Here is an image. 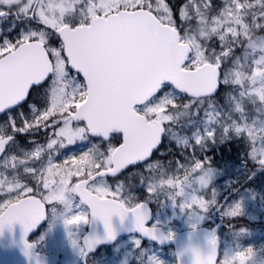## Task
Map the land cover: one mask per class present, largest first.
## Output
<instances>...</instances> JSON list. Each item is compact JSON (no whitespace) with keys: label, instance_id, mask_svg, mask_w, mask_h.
Returning <instances> with one entry per match:
<instances>
[{"label":"trees","instance_id":"1","mask_svg":"<svg viewBox=\"0 0 264 264\" xmlns=\"http://www.w3.org/2000/svg\"><path fill=\"white\" fill-rule=\"evenodd\" d=\"M140 4L156 15H161V11L155 8L157 0H142ZM164 6L169 15L167 22L174 25L181 38L192 46L188 61L191 62L198 53L204 56L203 61H196L192 67L198 62L216 64L220 61L222 81L213 96L191 98L180 93V97L176 99L180 112L164 122L166 130L160 146L142 167L126 171L121 184L129 187V190L120 193L130 206L140 201L148 202L153 213L152 222H155L160 214H167L165 208L167 209L169 199L166 191L160 187H155L149 193L148 185L154 184L159 177L173 178L176 174L175 166L179 163L189 167L192 163L202 161L205 166L216 168L219 176L212 185L213 193L207 191L201 196L207 214L196 226H206L220 236L217 264H221L227 247L233 249L249 239L248 236H241L243 231L250 236L257 231L264 233V164L260 163L261 159L257 154L253 155L259 138L249 128L254 119L260 118V111H257L260 100L252 98L250 101L248 92V88L258 78L253 59L258 56L257 51H264L248 46L250 42L257 46L264 44V0H164ZM3 8L6 9L0 17V39L10 35L17 40L29 26L24 24L22 18L17 22L14 20L16 6ZM216 23L221 25L212 28ZM34 27L37 32L45 30L47 39H55L50 28L40 24ZM43 87H36L29 99L36 98ZM43 89L47 90L48 86ZM45 90H42V97L48 99L49 93L47 96ZM157 99L158 97H153L142 106L151 105ZM12 113L15 114L16 110H12ZM7 114L5 112L2 116ZM0 123L3 133L10 132L4 127L7 124L6 118L1 120L0 116ZM206 124L210 125L212 136L206 131ZM196 131L203 135L199 143L185 145L181 142L183 134ZM131 172L132 176H127ZM240 196H249L247 201L251 209L254 207L259 210L257 216L250 217L246 212L232 216L225 212L229 203ZM157 224L165 229L162 222ZM142 243L147 248H162L170 252L173 264H176L171 246L163 248L143 239ZM259 251L260 264H264L261 259L264 257V247ZM143 262L148 264L146 254Z\"/></svg>","mask_w":264,"mask_h":264},{"label":"snow or ice","instance_id":"2","mask_svg":"<svg viewBox=\"0 0 264 264\" xmlns=\"http://www.w3.org/2000/svg\"><path fill=\"white\" fill-rule=\"evenodd\" d=\"M83 2V0H81ZM142 5L137 0H87L85 9H81L80 20L72 23V27L77 29L76 42L83 49V58L85 62L95 60L92 64L94 70L98 71L100 80V91L96 95H90L86 92L88 87L89 77L81 67L76 64L67 63L71 60L69 50L67 47V40L65 35L55 27H49L51 32L55 35V39H47L44 32H33L30 36L24 37L27 39L34 48L39 49L41 45L45 46L48 59L54 62V69L49 72L43 80L34 79L32 74L25 72L21 67L22 57L20 54H12V44L19 46L21 43L20 38L15 41H0V112L22 102L32 94L34 89L48 83L49 79L54 77L57 71H62L65 67L70 68L74 73H77L80 79L84 81L83 88H77L72 94V103L69 105L68 111L53 113L51 105L48 108L39 109L35 106L32 107V120L35 122V127H41L40 120L44 121L42 129L49 130L51 148L57 143L58 140L64 145H70L78 141L86 140L88 137H98L99 140L106 144H110L114 135L120 138L117 140L114 147H110L107 152V159L95 167L98 169V175L101 176H115L122 174L125 170H130L133 167H142L144 162L148 160L152 152H154L153 145L156 144L158 138L162 139L161 123L167 122L169 117L164 115L159 117L161 112H167L166 105L175 107V101L169 99L165 90L170 87L176 86V72L179 69H190L195 65L196 60L191 62L181 54L176 61L177 68L175 70L168 69L163 65L156 66L152 69L151 73L146 77L144 86L132 94L127 99V107L130 110H136L140 104H147L153 97H159L156 103L146 109L149 115L157 117L153 120L152 125L146 132V142L142 149L135 151L133 154L125 152L130 147L129 138L126 137V130L118 126H98L96 119L105 120L107 114L98 113V107L104 102V77L107 73L118 72L120 69L137 62L142 57L146 56L149 51L150 40L144 34L143 29L146 26V12L141 11ZM28 11H31L29 8ZM98 17V19H94ZM80 23L91 25V28L86 31H80ZM33 42H38L33 44ZM9 49V51H3ZM186 51V50H185ZM7 56V59L4 57ZM59 57L60 59H58ZM63 61V62H62ZM46 70V69H45ZM42 75V72L40 73ZM55 82V81H53ZM12 89V95L4 99L2 93ZM182 90V89H177ZM90 96V98H89ZM81 105L84 107L81 108ZM56 115L59 118L53 119ZM23 127L17 126L14 117L8 119L9 126L17 133H25L28 131V117L20 113ZM82 122V123H81ZM78 125V127H73ZM239 131V129L237 130ZM212 136V133H209ZM54 137V138H53ZM14 139V137L12 138ZM11 142V139L8 143ZM199 143V140L197 141ZM0 146L6 145L0 141ZM123 146V147H121ZM87 148L85 155L80 157L81 162L91 163L94 160V149ZM119 149V151H117ZM151 150V151H150ZM0 155H3L0 152ZM255 155V153H253ZM67 162V160L65 161ZM72 163L76 164L75 155L73 156ZM264 164V160L260 161ZM195 167L199 169L201 163L197 162ZM95 179V176L91 177ZM90 181H85L81 186L83 195L82 203H88L92 206L91 222L95 223L96 220H102L105 225L106 234L103 237L89 236L85 240L86 247H81L80 242L75 238L76 233L72 231L74 222L79 221L81 224L88 220L83 213L74 215L71 219H65V226L69 229V236L72 238L74 247H80L82 255H87V252L93 251L95 247L103 241H111L116 238V230L112 225V217L119 215L121 220L127 218L129 214H133L135 218L134 226L143 235L153 239H159L163 242L164 237L156 235V228L153 224H149L151 219L150 209L147 207V202H138L133 207H125L123 204L118 203L115 199L99 202L98 200H88L87 193L83 191ZM99 193L105 196H113L114 193L110 188L98 187L96 189ZM147 191L151 193L153 187L147 186ZM37 193L33 190V195ZM200 207H204L203 201H196ZM3 218H0V234H3L5 228L14 226L17 222L23 225V239L22 244L24 252L29 257L31 250L35 247V242L29 241L27 236L29 232L35 229L44 219V212L40 203L35 200L28 204H21L19 207L5 206L3 209ZM241 211V203H236L231 209L230 215L236 216ZM203 219V217H201ZM157 223H159L157 221ZM193 229L196 225H192ZM171 234L168 238H173ZM44 237L41 236L40 239ZM218 237L213 235L210 238V244L213 245V252L207 257H204L201 252L195 247L189 250L193 252V264H217L215 245ZM142 241L136 240L137 246H140ZM154 264H164L162 260L152 257ZM221 264H224L222 261Z\"/></svg>","mask_w":264,"mask_h":264},{"label":"water","instance_id":"3","mask_svg":"<svg viewBox=\"0 0 264 264\" xmlns=\"http://www.w3.org/2000/svg\"><path fill=\"white\" fill-rule=\"evenodd\" d=\"M36 5L37 2H35L33 6L32 15L34 14ZM141 11L146 12L147 14L145 17L146 26L144 27L143 32L149 37L150 40L149 51L146 56L142 57L137 62L120 69L118 72L107 73L105 75L103 89L105 99L104 102L98 107L97 111L98 113L107 114L108 118L102 121L96 119L98 126H118L123 127L126 130V137H128L130 141V147L125 150V152L128 154H133L135 151L144 147L147 139L146 132L152 125L153 120L156 118H154L152 121H149L147 116L143 113H140L137 109L130 110L127 107V99L144 86L146 77L151 73L154 67L163 65L168 69L175 70L177 68L176 61L179 59L181 54H183L188 60L190 54L192 53L191 44L181 40L179 31L174 25L163 22L153 11L148 8L142 7ZM94 19H98V17H94ZM57 28L65 35L67 40V47L69 50V55L71 56V60L68 61V63L76 64V66L81 67L89 77L86 92L90 95L98 94L100 91L99 74L98 71L94 70L92 67V64L95 63V60L85 62L83 58V49L76 42L77 29L71 27L68 24ZM90 28L91 25L85 23L79 25L80 31H86ZM35 43L38 42H33V44ZM12 54L21 55V67L25 72L32 74L34 79L43 80L49 72L53 71L52 61L48 59L44 45H41L40 48L37 49L34 48L28 40H25L21 42L19 46H16L14 49H12ZM4 59H7V56H5ZM41 72L42 75L40 74ZM220 75V63L214 64L212 62H203L190 69H179V71L176 72L177 83L173 88L176 91H178L177 89H182L178 92L183 93L191 98L212 96L216 94L220 85ZM12 94H14L12 89H9L3 92L2 96L4 99H7L8 96ZM23 102L24 101L6 109L5 111L11 110ZM83 107L84 106L81 105V108ZM4 112H0V115ZM160 127L163 136L165 131L164 124L161 123ZM8 140L9 136L0 138V141H2L4 145H7ZM161 141L162 139H157L156 144L153 145L155 150L159 147ZM4 150L5 147L0 146V152L3 153ZM117 151H119V149H117ZM97 173L98 171L77 183L76 188L81 201L83 198L81 186L84 185L85 181L93 180L91 178L92 176H95V178L101 176ZM83 191L87 193L86 198L88 200H98L99 202H105L106 200L115 199L118 203L128 207L119 199L112 197H101L96 193L91 192L87 187L84 188ZM33 200L40 203L45 216V205L41 199L36 196H25L17 201L8 203L6 206L19 207L21 204H28ZM83 204H85L90 209L88 230L82 237L83 245L86 247L84 242L89 234L103 237L106 234V229L102 220H96L95 223L91 222L92 206L88 203ZM147 207L150 209L151 216V219L148 221V223L152 224V209L148 203ZM4 215H6V213L2 211L0 213V218H3ZM134 222L135 218L133 214H129L124 220H121L119 215H114L112 217V225L116 230V238L111 241H103L99 243L95 249L101 245L114 243L121 235L135 234L139 235L144 240L158 244L160 247L171 246L173 248L176 264H193L194 254L189 249L195 247L204 257H207L211 252H213V245L210 244V238L215 235L218 237L217 243L215 245L216 262L218 260L220 236L215 234L213 229H209L208 227L202 225L196 226L195 229H193V227H187L177 231L174 233L173 238L169 239L168 237L170 234L167 233L163 226L159 224H153L157 230L156 235L158 237H164L163 242H161L159 239H153L143 235L138 229L135 228ZM31 232H29V234ZM22 239L23 225L21 223L17 222L14 226L5 228L3 234H0V264H57L58 257L55 254H43L37 252L35 247L32 248L30 257L26 255L24 252ZM93 251H89L87 254L92 253ZM85 257L86 255L82 256L83 264H87Z\"/></svg>","mask_w":264,"mask_h":264},{"label":"flooded vegetation","instance_id":"4","mask_svg":"<svg viewBox=\"0 0 264 264\" xmlns=\"http://www.w3.org/2000/svg\"><path fill=\"white\" fill-rule=\"evenodd\" d=\"M39 0H35L38 3ZM29 13L20 12L18 8L15 11L14 19L16 22L22 18L24 24L29 26V30L34 28L35 25L40 24L45 27L48 25L41 21L37 16L34 14L32 15V9ZM7 7V6H5ZM37 7V6H36ZM4 9L1 8V16L4 14ZM36 9V8H35ZM21 15V16H19ZM66 24L72 27L70 21L66 22ZM82 24V23H80ZM65 25V24H64ZM50 26V25H49ZM1 27L0 25V37H1ZM54 27V26H50ZM49 28V27H46ZM57 28V27H55ZM27 31L22 33L18 36L21 42L27 40L24 37L30 36L25 35ZM8 39L10 42L15 41L12 36H4L0 41ZM17 45L12 44V49H14ZM3 51H9V49H5ZM68 63V62H67ZM220 63V61H217ZM53 69H54V62L52 61ZM200 62L196 64L199 65ZM195 66V67H196ZM71 74L70 68L67 67ZM78 76V74L76 73ZM78 78H80L78 76ZM228 78V74L226 75V79ZM50 80V79H49ZM82 80V79H81ZM220 81L222 78L220 77ZM84 83V81H83ZM45 85V86H44ZM44 86V87H43ZM49 86L48 83H44L42 86H38L37 88H45ZM38 93L37 97L34 99H29V97L23 103L17 105L11 110L5 111L8 114L1 116V120L6 118L7 124L4 127H7L10 132L3 133L4 130H1V123H0V138L9 136V140L11 142L6 145V149L3 151V155L0 156V174H1V193H0V201L4 203V206L0 208V213L3 211L4 207L13 201H17L25 196H36L41 199V201L45 205V219L44 221L34 230L32 231L27 239L29 241L35 242V249L37 252L43 254H55L58 257L57 264H83L82 261V254L80 251V247H74L72 244V238L69 236V229L65 226V219H71L74 215L83 213L88 220L83 222L82 224L79 221L74 222L72 226V231L76 233V239L80 242L81 247H84L82 237L88 230V223L90 219V209L81 202L77 191V183L89 177L91 174L98 171L96 167H91L88 170L87 164L91 166L88 162H81V152L84 151L85 147L82 145L86 143V140L78 141L76 143L70 145H64L57 141L55 145L51 148L48 147L50 143L49 137V130L42 129L44 121L40 120L39 123L41 127H35V122L32 120V107L35 106L39 109L48 108L51 105V111L54 113L59 112L60 106L57 104L58 101L54 102L50 98L42 97V90ZM144 105V104H142ZM137 106V110L140 113H143L147 116L149 121H152L155 117L148 116L146 109L151 106ZM16 110V113L13 114L12 110ZM4 112V113H5ZM20 113H23L24 116L28 117V131L25 133H15L13 128L9 126L8 119L10 117H14L17 126L23 127V121L21 120ZM59 118L58 116L54 115L53 119ZM82 123V122H81ZM165 127V123L162 122ZM73 127H78V125H73ZM166 130V127H165ZM165 133V131H164ZM163 133V135H164ZM114 135L110 144H106L103 141L99 140L98 137H88V146L92 148L95 145L94 149V160H92L95 164H99L107 159V152L110 147H114L116 145L117 140L120 138L119 136L115 137ZM14 137V139H12ZM163 137V136H162ZM54 138V137H53ZM8 140V141H9ZM153 154V153H152ZM75 155V159L77 161L76 164L72 163L73 156ZM67 160V162H65ZM149 160V159H148ZM147 160V161H148ZM145 161V162H147ZM144 162V163H145ZM74 167V169H78V174L73 176L67 184L63 186V184L58 185L57 181L63 180H55L52 182L50 186H46L41 181L45 178V171L51 169H65ZM83 168V172L81 171ZM135 168V167H133ZM125 170L122 174L116 176H99L90 181L87 185V188L97 195L101 197H112L119 199L128 207L133 205H128L122 197L120 192H128L129 187L122 186L121 182L126 177ZM127 176L131 177L132 172L129 173ZM103 179L102 183L96 184V181L99 179ZM57 182V183H56ZM56 183V184H55ZM62 183V182H61ZM105 187L110 188L114 191L115 194L113 196H105L102 193L96 191L98 187ZM126 189H125V188ZM33 190L37 193L33 195ZM121 195V196H120ZM126 196V195H123ZM152 224H157L152 222ZM43 236V239L40 237ZM136 237L142 241V238L139 235L129 234V235H121L119 236L116 241L112 244H105L99 246L95 249L92 253L86 255V263L87 264H140L144 261L145 254L148 257V252L145 253V250L140 253L137 252L134 254L130 251V253H126V256L121 259L119 263H113V261L117 260V258L113 259L114 257V248L122 244L123 241L128 239L129 237ZM144 240V239H143ZM143 245V243H142ZM146 248V246H144ZM155 248V247H154ZM156 249V248H155Z\"/></svg>","mask_w":264,"mask_h":264},{"label":"rangeland","instance_id":"5","mask_svg":"<svg viewBox=\"0 0 264 264\" xmlns=\"http://www.w3.org/2000/svg\"><path fill=\"white\" fill-rule=\"evenodd\" d=\"M34 1L35 0H0V9L5 6H16L20 12L29 13L30 11H28V9H31ZM137 2L141 3L142 0H137ZM157 2L158 5H156L157 7L155 8L161 11V15L158 14L157 16L162 21L167 22L169 15L167 13L168 11L166 7L164 6V0H157ZM86 6L87 0H83V2H81V0H39L35 9V15L41 21L50 26L60 27L66 24L68 21L75 22L80 20V10L85 9ZM220 25V23L213 24L212 28L219 27ZM33 29L34 28H31L30 30L28 29L25 35L37 32L36 29ZM39 32L46 33L45 30H40ZM6 40L9 41L8 39ZM248 46H253L255 49L259 48L264 50V44L262 43L257 46V44L250 42ZM257 55L258 56L253 59V62L256 64L258 78L256 79L255 83L248 88V92L250 95V101H252V98H257V100H260V106L257 109V111H260V118L254 119L249 128L252 130L253 135L259 138L256 140L254 153L257 154L261 160H264V51H257ZM57 58L60 59L59 57ZM193 59L196 61H203L204 56L202 53H198L194 58L191 59V61ZM240 76L241 75H239V78ZM83 86V80L78 78L74 72H71L70 74L67 67H65L62 71H57L54 74V77L49 80L48 89L45 90L47 96L49 93V98L54 102L58 101L57 104L60 106L59 112L54 110V113H66L69 109V105L72 103L71 98L74 90L78 87L83 88ZM165 93L169 96V99L175 101V107L172 105H170V107L169 105H166L168 109L167 112H161L158 114V116L162 117L167 115L170 119L180 112V108L177 107L176 100L178 97H180V93L171 87L166 89ZM156 101L152 105H154ZM205 129L208 133H211L212 129L209 124H206ZM202 137L203 135L199 131H196L192 134H183L180 137V140L185 145H193L194 143H198V140L200 142ZM85 142L86 143L82 144L85 149L83 152H81V156L85 155L86 149L89 148L88 140L86 139ZM197 162L201 163V167L199 169L195 167ZM197 162L194 164L192 163L189 167L179 163L175 166L176 174L173 178L170 176L159 177L154 182V184L151 185L153 189L155 187H160L167 193L169 199L166 203L167 209L165 208L167 214H160L157 218H155V223H157V221L162 222L165 225L166 231L170 234L177 232L181 228H187L193 224L197 225L202 221L201 217L204 218L207 214L206 206L202 208L198 203H196V201H201L202 193L207 191L213 193L214 189L212 188V185L218 179L219 171L216 168L210 167L208 165L205 166L202 161ZM89 164L91 166L87 164L86 170L89 168L91 169V167H95L96 165L93 161ZM81 171L83 172V168H81ZM77 174L78 169H74L72 166L65 169H51L45 171V178L41 182L46 186H50L52 182L58 179L63 180L61 181L62 183L57 181L58 185L63 184L64 186L73 176ZM102 181L104 180L100 178L96 181V184H100ZM247 197L249 198V196H240L239 198L232 200L226 207L225 212L230 213L235 204L239 202L241 203L240 212H246V214L250 217L257 216L259 210L255 209L253 206V209H251L249 202L247 201ZM2 206H4V203L0 201V208H2ZM241 236H248L249 239L243 241L240 243V246H236L233 249L227 247L223 255V262L226 264H260L258 252H260L259 250L264 247V233L257 231L253 236H250L247 232L243 231ZM137 239L139 238L134 236L129 237L123 241L122 244L118 246V248L115 247L113 250L114 256L116 257L113 259L117 258V260L113 261V263H119L121 259L126 256V253H130V251L136 254L137 252L142 253L145 250V253H147L146 251L148 249V252H150L147 257L148 264H154L152 257L162 260L160 256L165 257V260H162L164 264H173V258L170 252L163 249L158 250L154 247L144 248L142 243L140 246H137ZM261 259L264 260V257Z\"/></svg>","mask_w":264,"mask_h":264}]
</instances>
